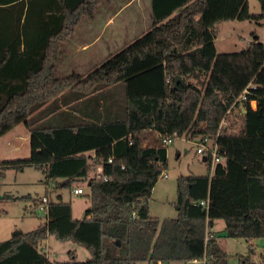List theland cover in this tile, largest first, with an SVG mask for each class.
I'll list each match as a JSON object with an SVG mask.
<instances>
[{"label":"trees","instance_id":"16d2710c","mask_svg":"<svg viewBox=\"0 0 264 264\" xmlns=\"http://www.w3.org/2000/svg\"><path fill=\"white\" fill-rule=\"evenodd\" d=\"M104 1L0 0V138L22 123L31 133L30 158L0 161V181L33 167L57 188L90 189L83 219L48 198V222L0 241V264H219L210 232L219 219L227 238L264 240V43L225 54L215 45L221 23L264 15L248 0H152L147 32L86 73L58 76L64 45ZM250 83L257 89L235 104ZM168 137L204 144L208 173L179 176L177 216L161 220L150 202L168 169ZM93 155L108 180L92 174ZM22 198L32 199L0 202ZM50 236L92 258L51 261L40 249ZM253 254L243 263L264 264Z\"/></svg>","mask_w":264,"mask_h":264},{"label":"rangeland","instance_id":"374dc122","mask_svg":"<svg viewBox=\"0 0 264 264\" xmlns=\"http://www.w3.org/2000/svg\"><path fill=\"white\" fill-rule=\"evenodd\" d=\"M125 1L121 0L122 4H126ZM248 7L251 13L264 15V4L259 0H248ZM128 14L129 8L124 9L121 16L116 18L117 23L121 25V34L115 37L111 33L115 29L111 27L107 29L108 26L103 27L107 19L101 14L97 13L94 19L84 20L75 35L64 45L65 54L57 70L58 76L86 73L106 60L111 54L118 52L125 45L132 43L147 32L145 28L148 25H144L142 22L137 27L130 29ZM257 38L264 43V18L260 21L223 22L219 25V34L215 40L216 51L218 54L239 52ZM86 44L89 48L87 50L83 49ZM147 143L155 145L157 141L153 140ZM195 143L184 137H179L173 139L171 144L166 145L168 169L156 184L150 202V211L154 217L158 216L162 220L177 216L174 202L177 198L176 180L179 176L206 175L208 173L203 155L196 153ZM30 156V133L23 123L0 138V161L24 160L29 159ZM0 184L1 197L5 195L15 197L30 195L32 197L30 201L22 198L17 201L0 202V241L10 239L15 232H30L46 224L45 218L37 216L35 208V204L45 196L53 201H57L61 196L64 202H71L75 219H83L90 205L87 198L90 189L86 183L76 184L73 190L57 188L52 183H46L42 170L33 167H27L23 171L8 170ZM79 187L83 189V194L74 193V190ZM223 230H225L224 220H216L215 227L211 231L221 235ZM251 246L256 247L253 258L256 263H259L261 256L264 255L263 239L249 241L219 237V247L224 252L219 264H244L242 259L248 256ZM40 249L47 252L51 261L85 262L92 258L91 253L84 246L73 241L62 242L53 236L43 241ZM163 264H204V260L196 262L172 261Z\"/></svg>","mask_w":264,"mask_h":264},{"label":"crops","instance_id":"0c3cea01","mask_svg":"<svg viewBox=\"0 0 264 264\" xmlns=\"http://www.w3.org/2000/svg\"><path fill=\"white\" fill-rule=\"evenodd\" d=\"M126 1L124 2L126 4H122L121 0H105L104 3L100 6V8L97 11L98 14H101L103 17L107 19L103 27L108 26L106 27L107 29L110 27L112 29H115V31L111 32L112 35H114V37L117 36L118 34H121L120 32L121 25L117 23L116 18L121 16L122 11L127 8H129V14H128L129 21L128 22H129L130 29L132 27H137L140 22L144 23V25H148V27L145 28L147 29V31L151 27L152 0H126ZM87 48H88V44L83 46V49L87 50ZM27 131L30 133L28 129ZM30 137H31V133H30ZM155 217H158V216H155ZM215 224H214V227H215ZM210 232L215 233V231H210ZM217 235L219 237H225L224 232H222L221 235L220 234H217ZM218 243H219V240H218ZM251 247L254 248V246H251ZM256 247L254 248L255 249L254 254L256 253Z\"/></svg>","mask_w":264,"mask_h":264},{"label":"built area","instance_id":"2783aa9c","mask_svg":"<svg viewBox=\"0 0 264 264\" xmlns=\"http://www.w3.org/2000/svg\"><path fill=\"white\" fill-rule=\"evenodd\" d=\"M256 89H257V87L254 84L250 83L248 85V87L243 91V93L239 96V98L236 100L235 104L237 102L241 103V102L247 100L248 95L251 94V90H256ZM251 104H252L253 108H257V102L255 100H253ZM239 111H242L243 113L245 112V110L242 108V106L239 108ZM223 124H225V123L223 122ZM172 141H173L172 137H168V138L164 139V142L166 144H170V143H172ZM205 149H206V146L204 144H197V151L196 152H197V154L203 155L205 152ZM210 153L212 156V166L214 167L216 165V163H218L220 161V156L218 154V146H217L216 142L213 145ZM108 162L111 163L112 159H110ZM91 163H92V172H93L92 174L96 175L98 178L108 180V177L106 175H104L103 164L97 163V159L95 158L94 155L92 157ZM165 177H167V176H165ZM74 193L83 194L84 191L82 188L79 187V188L75 189ZM48 201H49L48 197L45 196L42 198L41 202L37 203V207H36L37 216L39 218H45L46 222H48V219H49ZM204 203L205 202H202V204H204ZM250 249H251V251L255 250L252 247ZM204 264H208V263L206 261H204Z\"/></svg>","mask_w":264,"mask_h":264},{"label":"water","instance_id":"95a60500","mask_svg":"<svg viewBox=\"0 0 264 264\" xmlns=\"http://www.w3.org/2000/svg\"><path fill=\"white\" fill-rule=\"evenodd\" d=\"M178 81H180V78L179 77H177V83L176 84H178ZM205 160V159H204ZM21 234V232H15L14 234H13V236H17V235H20ZM155 264H158V263H155Z\"/></svg>","mask_w":264,"mask_h":264}]
</instances>
